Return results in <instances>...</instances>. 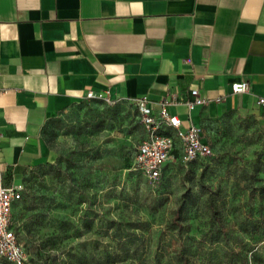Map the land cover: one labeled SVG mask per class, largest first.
<instances>
[{
	"label": "rangeland",
	"instance_id": "1",
	"mask_svg": "<svg viewBox=\"0 0 264 264\" xmlns=\"http://www.w3.org/2000/svg\"><path fill=\"white\" fill-rule=\"evenodd\" d=\"M203 129L211 156L174 157L150 181L132 168L145 136L133 102L85 99L51 118L53 159L24 171L12 209L31 264H264V111Z\"/></svg>",
	"mask_w": 264,
	"mask_h": 264
},
{
	"label": "crops",
	"instance_id": "2",
	"mask_svg": "<svg viewBox=\"0 0 264 264\" xmlns=\"http://www.w3.org/2000/svg\"><path fill=\"white\" fill-rule=\"evenodd\" d=\"M192 88L205 104L187 107ZM89 90L154 107L166 97L182 126L264 111V0H0V170L11 185L53 159L42 128Z\"/></svg>",
	"mask_w": 264,
	"mask_h": 264
},
{
	"label": "built area",
	"instance_id": "3",
	"mask_svg": "<svg viewBox=\"0 0 264 264\" xmlns=\"http://www.w3.org/2000/svg\"><path fill=\"white\" fill-rule=\"evenodd\" d=\"M233 92H241L247 89V82L241 80L231 85ZM191 99L186 100L188 108L194 105L206 103V98L197 88L190 90ZM86 99H101L108 103L115 100L109 97L108 90L100 92L87 91ZM135 105L142 124L145 136L138 142L133 159V169L138 170L150 181L160 179L161 171L166 162L174 158L173 151L179 150L180 161L186 166L189 161L203 159L212 155L210 143L203 135L200 126L189 122L182 126L177 115L170 114L167 106L170 100L166 97L156 102V107L151 101L142 96L131 100ZM258 105H264V97L256 100ZM172 129V132L169 129ZM21 197V187L4 182V174L0 170V258H4L15 264H24L27 256L18 242L15 231L11 226L12 204Z\"/></svg>",
	"mask_w": 264,
	"mask_h": 264
},
{
	"label": "trees",
	"instance_id": "4",
	"mask_svg": "<svg viewBox=\"0 0 264 264\" xmlns=\"http://www.w3.org/2000/svg\"><path fill=\"white\" fill-rule=\"evenodd\" d=\"M96 100H99V99H96ZM201 127H203V125H202ZM202 129H203V128H202ZM206 140L209 142L208 138H206ZM209 143H210V142H209ZM135 149H136V147H135ZM134 154H135V150H134ZM173 156H174V157L180 162V164H181L182 166H184V165L181 163V161H180V154H179V150H178V149H175V150L173 151ZM210 156H211V155H210ZM208 157H209V156H208ZM206 158H207V157H206ZM133 159H134V155H133ZM133 159H132V168H133ZM198 160H200V159H194V160H191V161H189L188 164H187L186 166H184V167H185V168H188L189 165L193 164L194 162H196V161H198ZM166 165H167V162L165 163V165H164L163 168H162L160 178L162 177V174H163V171H164L165 168H166ZM134 170H136V169H134ZM136 171H138V170H136ZM138 172H139V171H138ZM139 173H140V172H139ZM10 179H11V173H10V172H6V173L4 174V182H5L6 184H10ZM21 197H22V190H21ZM21 197H20L18 200H15V201L13 202V204H12V209H13L14 205L16 204V202L19 201V200L21 199ZM180 212H181V209H180V208L176 209L175 214H174V217H175L176 219H178ZM213 213H214V215H216V210L213 209ZM11 226H12V211H11ZM13 230H14V229H13ZM17 239H18V238H17ZM179 254H180L181 257H183L182 252H179ZM0 260L3 261V262H6V263H8V264H15V263L10 262V261H8V260H6V259H4V258H0ZM183 263H186L185 258H183ZM24 264H31L30 259L27 258V260L24 262Z\"/></svg>",
	"mask_w": 264,
	"mask_h": 264
}]
</instances>
